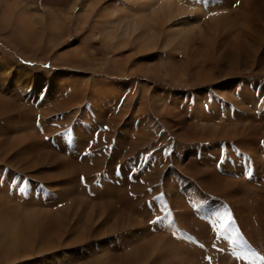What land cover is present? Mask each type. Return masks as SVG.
<instances>
[{
  "label": "rangeland",
  "instance_id": "1",
  "mask_svg": "<svg viewBox=\"0 0 264 264\" xmlns=\"http://www.w3.org/2000/svg\"><path fill=\"white\" fill-rule=\"evenodd\" d=\"M85 1L0 0V105L4 103L3 112L0 108V222H7L6 230L0 231V245L2 237L9 233L19 237L13 245L14 251L17 247L24 248L23 252L22 249L17 251L18 248L14 252L18 256L22 252L21 257L16 256L17 253L9 257L10 248L6 254L0 249V264H151L152 261L156 264L155 260L157 263L163 260L162 264H264V260H256L251 255L264 257V227L261 225L264 222L257 221H264V210L262 218L253 212L259 203L264 204V186H261L264 185V168L261 167L264 166V30L257 32L251 41L254 42L249 49L254 54L251 65L246 55L244 57L234 47L249 42L244 32L256 29V23L254 27L239 23L249 18L251 6L254 9L261 2L239 0L237 4V0H208L209 4L222 7L219 16L223 18L226 14L224 22H230L233 27L223 32L217 24L212 25L214 31L218 27L219 31L212 34L219 35L221 42L206 60L202 52L199 58L194 57L198 51L193 50L183 56V52L177 50L183 51L185 46L182 44L181 49L178 42L174 46L162 43L150 54L138 53L134 42L122 48L119 38L122 40L123 27L136 23L137 17H132L130 12L142 5L143 0L99 1L92 14L81 22L77 16ZM110 1L118 11L105 20L104 9ZM208 3L200 0L204 12H208ZM182 10V18H173L172 22L181 21L187 15L194 16L187 13L186 7ZM7 12L10 15H6ZM257 13L264 14V6L257 9ZM206 17L200 19V26L208 21ZM107 20L112 22V33H116V39L110 42L102 30ZM50 24H55L54 29H50ZM167 27L168 23H164L161 31H168ZM96 31L99 35L92 37ZM197 37L195 44L202 42V47L210 46ZM123 42L127 44L126 39ZM165 62L167 69L185 70V76L180 79H175V75L157 77L158 66ZM200 65L206 71L204 74L210 73L211 77L208 82H202V86L193 87L188 80L201 76ZM94 80L107 87L114 84L109 87L118 95L112 94V109L107 105L108 95L102 97L106 107L97 100L103 106L93 108L96 100L91 102L90 99L94 97ZM196 98L204 99L199 101L204 113L194 110ZM173 99L178 100L177 103L167 106ZM210 103L216 107L213 112ZM140 105L148 108L149 115L136 113ZM162 109L168 114L161 112ZM177 111L184 113L182 124L186 123L182 117L194 121L193 114L197 117L205 114L204 120L193 124V133L209 130L208 137L189 142L174 135L172 130L176 126L169 129V124L174 120L179 124V119H175ZM211 115L217 119L213 121ZM114 119H119L116 126L111 125ZM140 121L143 131L137 132L135 128ZM145 129H150L151 134ZM208 149L219 153L221 161L206 163L202 156H207ZM239 158L245 160L241 174L239 170L233 172ZM258 164L259 170L256 169ZM234 179H239L241 184ZM230 183H234V187L227 189ZM122 193L139 205L123 210L113 199ZM24 210L29 217L33 216L32 212L36 216L39 213L34 229L45 221L38 227L41 233L29 232V235L11 228L10 218L24 220L28 217ZM225 214L231 215V223L226 231L218 232ZM152 220L157 223L150 224ZM128 235L130 238H125ZM10 236L7 245H10ZM152 236L158 245L148 249L146 240H152ZM139 238L142 239L136 244L146 251L134 257V250H130L135 245L125 246L122 242ZM178 241L198 252L193 256L195 260L187 250L183 251L185 255L182 253ZM24 245L30 247L29 250ZM126 252L130 257L128 253L123 257Z\"/></svg>",
  "mask_w": 264,
  "mask_h": 264
},
{
  "label": "bare ground",
  "instance_id": "2",
  "mask_svg": "<svg viewBox=\"0 0 264 264\" xmlns=\"http://www.w3.org/2000/svg\"><path fill=\"white\" fill-rule=\"evenodd\" d=\"M99 1H101V2H103L102 0H87V3H88V5H89V7L88 6H86V5H84L83 6V8H82V11H81V18L79 17V21H81V22H84V21H86V19L92 14V12L94 11V9L96 8V6H97V4H98V2ZM124 0H120V3H122ZM127 1V0H126ZM261 3H258L257 4V6H256V8H254V9H252L253 8V6H251L250 7V10H251V15L249 14V18L247 19V20H244V21H240V25H242V26H250V24L254 27L255 25H254V23H256V29L254 30L253 28H250V29H247L246 30V32H244V34L249 38V42L248 43H246V45H242V44H235L234 45V47L238 50V53L239 52H241L242 54L241 55H243L244 57H245V55H246V58L248 59V60H250V62H249V64L248 65H251V63H252V58L254 57V54H252L251 52H250V44H253L254 42H251L254 38H255V36H256V33L257 32H259L260 30H264V28H263V25H264V18H263V16H264V14H259V13H257V9H259V8H261L262 6H264V0H259ZM259 1H257V2H259ZM101 2H99V3H101ZM119 3V4H120ZM125 3V2H124ZM124 5V4H123ZM122 5V6H123ZM211 5V6H210ZM126 6H128V5H126ZM201 5H200V0L198 1V2H195V1H193V0H143V3H142V5H139L137 8H135V10H132V12H130L131 13V16L132 17H137V21H136V23L134 24V23H132V24H127L125 27H123V30H122V33H121V37H122V40H121V38H119L120 39V41H121V43H119V45L120 46H122V48L123 47H125L124 45H128L129 43H136V50H138V53H149V52H154L155 51V49H157V47L158 46H160L162 43L165 45V46H170L171 44H173V46H174V44L176 43V42H178V44L181 46L182 44L185 46V50H177L179 53L180 52H183L182 54H183V56L185 55V53L186 52H191L192 53V51L191 50H193V51H198V54H194V57H198V56H200L201 54H200V52H202L203 53V59H210V56H209V53L210 52H212V50H214V47L217 45V44H219L220 42H221V38H220V36L218 35V36H215V35H213L212 33L213 32H217V31H219V29H218V27L216 28V30L214 31L213 30V27H212V25L213 24H217L220 28H222V31L223 32H225V31H227L229 28H231V27H233L231 24H230V22H228V21H226V22H224L225 20H226V14L224 15V17L223 18H221L219 15H220V13H221V11H220V9H222V7L220 6V5H218V4H215L214 5V3H208V5H207V11L208 12H204V7H203V9H202V6L200 7ZM205 6V5H204ZM184 7H186V9L188 10V14H191V15H194V16H192V17H190V15H187V18L186 17H183V19H181V21H178V20H176L175 22H172L171 20H173V18H177L178 19V17L180 18H182V14L184 13V10H182ZM200 8H201V10H203V11H201L200 10ZM127 9V8H126ZM104 10H106V12H104V13H106V18H105V20L106 19H108L110 16L112 17L113 15H115L114 13L116 12V11H118V9H116V7L115 6H113L112 5V2L110 1L109 2V4H107L106 5V8L104 9ZM261 10V9H260ZM129 11H131V10H129ZM186 11V10H185ZM202 12H204V14L202 13ZM194 13V14H193ZM207 15H206V14ZM209 13H210V15H209ZM211 13H212V15H211ZM213 13H216L215 15H213ZM196 14V15H195ZM208 16L209 15V17H206V16ZM208 18L207 20L208 21H205L204 23V26H200V23H199V21H200V19L202 18V19H204V18ZM243 17V16H242ZM242 17L240 18V19H242ZM239 19V20H240ZM245 19V18H244ZM51 20V19H50ZM259 22V23H258ZM164 23H168V27H167V30L169 31H164V32H162L161 31V27H162V25L164 24ZM110 24H112V22L110 21H106L105 22V24H104V26H103V29L102 30H104L105 31V33H106V35H105V38L107 39V40H109V42L110 41H114V39H116V33H112V30H111V26H110ZM42 26V25H41ZM53 26V27H52ZM54 26H55V24H53V25H51L50 24V29L52 30V29H54ZM57 26V25H56ZM79 26V25H78ZM241 26V27H242ZM187 27V28H186ZM190 27V28H189ZM240 27V26H239ZM36 28H37V26H36ZM81 28V27H80ZM186 28V29H185ZM247 28V27H246ZM31 29V28H30ZM34 29H35V26H34ZM100 29V30H101ZM188 29V30H187ZM241 29V28H240ZM151 30V31H150ZM206 30H208V32L209 33H207V34H205V31ZM98 31V30H97ZM95 32L94 34L92 33V37H97L98 35H99V31L98 32ZM101 32V31H100ZM242 32H243V30H242ZM103 33V32H102ZM118 33V32H117ZM203 33H204V35H203ZM241 33V32H240ZM136 34V35H135ZM102 36V35H101ZM196 36H198L197 38H202V40L203 41H205L206 43H209L210 44V46H208V48H206L205 47V45H204V47H202L203 46V44H202V42L200 43V44H195V42H193L194 41V39H195V37ZM213 36V37H212ZM164 37H165V39H164ZM103 38H104V36H103ZM230 38V37H229ZM239 38V37H238ZM100 39V38H99ZM105 39V40H106ZM124 39H126L127 40V44L125 43V42H123V40ZM132 39V40H131ZM201 40V39H200ZM243 40V39H242ZM245 40V39H244ZM197 41V40H196ZM186 42V43H185ZM160 43V44H159ZM129 46V45H128ZM190 48H189V47ZM254 46H255V44H254ZM79 47V46H78ZM162 47V46H161ZM202 47V49H200ZM179 48V47H178ZM181 49H183L182 48V46L180 47ZM201 51H200V50ZM210 49H211V51H210ZM113 51V50H112ZM166 51H167V49H166ZM170 51V50H169ZM176 51V50H175ZM77 52V51H76ZM79 52V51H78ZM233 52V51H232ZM161 53V52H160ZM159 53V54H160ZM150 54V53H149ZM188 54V53H187ZM236 54V53H235ZM80 55V54H79ZM119 55V54H118ZM161 55V54H160ZM221 55V54H220ZM66 56V55H65ZM151 56V55H150ZM149 55L147 56V57H150ZM158 56V55H157ZM66 58V57H65ZM183 58V57H182ZM193 58V57H192ZM199 58V57H198ZM117 60V59H116ZM115 60V61H116ZM184 60V59H183ZM121 61H122V59H121ZM112 62H114V61H112ZM119 62V61H118ZM171 62V61H170ZM169 62V63H170ZM183 62H185V61H183ZM182 62V63H183ZM187 62V61H186ZM185 62V63H186ZM202 62V61H201ZM168 63V64H169ZM116 64V63H115ZM122 64H123V61H122ZM150 64V63H149ZM155 65H158V64H155ZM142 66V65H141ZM140 66V67H141ZM2 67V66H1ZM118 67H119V63H118ZM139 67V68H140ZM151 67V66H150ZM153 67V66H152ZM158 68H160L159 70H158V76L157 77H159V78H164L165 76H170V77H173L174 75L176 76H174V78L175 79H180V78H183L184 76H185V70H183V71H179V70H176V71H174L173 69L172 70H170V69H167V63L165 62V64L163 65V64H160L159 66H158ZM192 68V67H191ZM200 68H202V72H200L201 73V76H197V77H194V78H189V80H188V82H191L190 84L193 86V87H197V86H202V85H200V84H202V82L204 83V82H208L207 80H208V78H210L211 77V75H210V73H205L204 74V72H206V71H204V69H203V67L200 65ZM116 69H117V67H116ZM121 69V68H120ZM152 69V68H151ZM154 69V68H153ZM199 69V68H198ZM197 69V70H198ZM7 70V69H6ZM5 70V71H6ZM193 71V70H192ZM188 72H191V71H188ZM208 72H210L209 70H208ZM151 73H153V72H151ZM196 73H198L197 71H196ZM155 74H157V71L155 72ZM187 74V73H186ZM189 74V73H188ZM187 74V75H188ZM191 74V73H190ZM193 74V73H192ZM204 74V75H203ZM149 75V74H148ZM186 75V76H187ZM96 80H94V83H96L95 85H94V92H93V96L95 97H92V96H89V97H92V98H94L93 100H92V98L90 99L91 100V102H94V100H96L95 101V105L94 104H92L93 105V108H94V106L96 107H101V105L104 103L105 104V102L102 100V97H103V95H108V100H106V97H105V99L104 100H106L108 103H110V104H108L107 103V105H108V107H110L111 109H112V107H113V105H112V103H113V100H114V96L112 95L113 93L116 95L117 94V92L115 91V90H112V86H114V84L113 85H108V87L109 86H111V87H109V88H111V90L107 87V86H105L104 84H101V83H99V82H95ZM46 82V81H45ZM53 82V81H52ZM198 82H201V83H198ZM93 83V84H94ZM192 83H197V84H192ZM82 84V83H81ZM93 84H92V86H93ZM199 84V85H198ZM46 85V84H45ZM83 85H84V83H83ZM82 85V86H83ZM204 85V84H203ZM207 85V84H206ZM117 87V86H116ZM204 88V87H203ZM70 89V88H69ZM109 89V94H108V92H107V90ZM68 90V89H67ZM82 90V89H81ZM84 91V90H83ZM82 91V92H83ZM115 91V92H114ZM156 92V91H155ZM160 93H161V98H162V92L160 91ZM90 94H92V93H90ZM157 94V93H156ZM243 96H244V94L243 93H241ZM241 94H239V95H241ZM82 95V94H81ZM118 95V94H117ZM120 96V95H119ZM159 96V95H158ZM160 96H159V99H161L160 98ZM64 98V97H63ZM144 98H145V96H144ZM158 98V97H157ZM73 99V98H72ZM119 99V98H118ZM147 99V98H146ZM145 99V101H147ZM57 100V99H56ZM97 100H98V102H102V104H100V103H97ZM174 100V99H173ZM171 101V102H169L168 103V105L167 104H165V105H167V106H169V105H172L174 102H176L177 103V101ZM193 99H191V101H192ZM201 100H203L204 101V99H198V98H196V102H195V107L196 108H194V110L196 111V112H198V113H204L203 112V109H202V107H201V104L199 103V101H201ZM211 101V100H210ZM154 102V101H153ZM208 102V101H207ZM207 102H205V103H207ZM213 102H215V100H213ZM6 103H8V102H6ZM148 103V102H147ZM155 103H157V102H155ZM201 103H204V102H201ZM212 103V102H211ZM210 103V104H211ZM2 105L4 104V103H1ZM9 105H10V103H8ZM103 104V105H104ZM217 104V103H216ZM2 105H0V108H1V112H3L4 111V107H3V109H2ZM102 105V106H103ZM193 105V104H192ZM5 106V105H4ZM153 106H154V104H153ZM157 106V105H156ZM206 106H207V104H206ZM206 106H204V110H205V108H206ZM104 107H106V104H105V106ZM131 107V106H130ZM139 108H138V110H137V112L136 113H138V112H143V113H146V114H148V108L147 107H145V106H143V105H140V106H138ZM155 107V106H154ZM153 107V108H154ZM191 107V106H190ZM209 107V106H208ZM207 107V108H208ZM210 107H211V111L213 112V108H215L216 109V107H215V105H214V103L213 104H211L210 105ZM219 107H220V103H219ZM5 108H7V107H5ZM102 108V107H101ZM100 108V109H101ZM137 108V107H136ZM156 108V107H155ZM217 108H218V106H217ZM84 109H85V107H84ZM95 109V108H94ZM165 109H167V108H165ZM7 110V109H6ZM48 110H49V108H48ZM49 111H51V110H49ZM82 111V110H81ZM107 111V110H106ZM161 111V110H160ZM164 110L162 109V111L161 112H163ZM217 111V110H216ZM85 112V111H84ZM83 112V113H84ZM99 112V111H98ZM97 112V113H98ZM160 112V113H161ZM218 112V111H217ZM87 114L89 113L88 111L86 112ZM113 113V112H112ZM159 113V114H160ZM163 113H165L166 115L168 114V112H163ZM171 114H173V113H175V112H170ZM206 113V112H205ZM211 114H213V113H211ZM84 115V114H83ZM121 115L123 116L124 114H123V112L121 113ZM120 115V116H121ZM145 115V114H144ZM149 115V114H148ZM165 115V116H166ZM182 115H184V113H182L181 111H177V115H175V119H179V124H177V122L174 120V122H172L171 124H169V129L170 128H173V127H175V129L174 130H172V133L174 134V135H176L178 138H180V139H182V140H187V141H189V142H194V140H196V141H199V139H201V138H207L208 137V134H209V130H204V131H197L196 133H193V130H194V127L195 126H193V124L194 123H196V122H200V121H202V120H204V118H205V114L204 115H202V116H200V117H197L195 114H193L194 116H195V118H196V120H194V121H192V119L190 118H188L187 116H185V117H182V119H184V121H186V123L185 124H182L181 123V116ZM90 116V115H89ZM114 116V115H113ZM139 116V115H138ZM164 116V115H163ZM212 116V115H211ZM137 117V116H136ZM145 117V116H144ZM146 117H147V115H146ZM161 117V116H160ZM109 118H110V116H109ZM142 118V117H141ZM92 119V118H91ZM121 119V118H120ZM134 119H135V117H134ZM168 119H170V118H168ZM217 118H215L214 116H212V120L214 121V120H216ZM115 120V119H114ZM113 120V123L111 124V125H118V123H119V119L118 120H115L114 121ZM132 120V119H131ZM138 120V119H137ZM163 120V119H162ZM171 121H172V119H170ZM96 121V120H95ZM136 121V120H135ZM48 122V121H47ZM47 124V123H46ZM108 124V123H107ZM138 125H137V127L135 128V129H137V132H139V131H143L141 128H140V126H142L141 125V121L140 122H138L137 123ZM151 126V125H150ZM192 126H193V128H192ZM111 127V126H110ZM52 130V129H51ZM57 130V129H56ZM83 130V129H82ZM84 132V131H83ZM82 132V133H83ZM145 132L146 133H148L149 135L151 134V131H150V129H149V131L147 130V129H145ZM199 132H200V134H199ZM144 133V132H143ZM145 133V134H146ZM87 134V133H86ZM153 135V134H152ZM19 137V136H18ZM21 137V136H20ZM79 137V136H78ZM182 137V138H181ZM84 138V137H83ZM76 139H78V138H76ZM94 139V138H93ZM65 140V139H64ZM88 140V139H87ZM124 140V139H123ZM66 141V140H65ZM64 141V142H65ZM84 141V140H83ZM143 141V140H142ZM21 143H22V141H20ZM80 142H82V141H80ZM85 142H86V140H85ZM88 142V141H87ZM39 143V142H38ZM45 145V144H44ZM49 145V144H48ZM77 145V144H76ZM245 145V144H244ZM87 146V145H86ZM12 147V146H11ZM62 148V147H61ZM99 149V148H98ZM150 149V148H149ZM158 151V150H157ZM99 153V152H98ZM86 155V154H85ZM112 156V155H111ZM203 157V160L206 162V163H218V162H220L221 161V156L219 155V153H217L215 150H207V156H202ZM38 158V157H37ZM120 158V157H119ZM242 158V157H241ZM241 158H239V159H241ZM263 158V157H262ZM85 159V158H84ZM91 160V159H90ZM134 160V159H133ZM238 160V159H237ZM263 160V159H262ZM88 161V160H87ZM245 162V160L243 159H241L240 161H239V163L235 166V171H233L234 173H236V171L237 170H239V173L241 174V172H240V168H242V167H244V166H242V165H244L245 163H243L242 164V162ZM257 161H258V159H257ZM264 161V160H263ZM262 162V161H261ZM227 163V162H226ZM264 163V162H263ZM72 164V163H71ZM85 165V164H84ZM228 165V164H227ZM246 165H247V162H246ZM259 165V164H258ZM59 166V165H58ZM226 166V165H225ZM232 167H234L233 165H231ZM80 167V166H79ZM200 167V166H199ZM217 167V166H216ZM261 167H262V169L264 168V166H262L261 165ZM260 167V165L257 167V165H256V169L257 170H259V168H261ZM200 168H202V169H204V167H200ZM216 169V168H215ZM227 169H229V168H226V170ZM247 169V168H246ZM252 169V168H251ZM234 170V169H233ZM242 170V169H241ZM253 170V169H252ZM155 171V170H154ZM251 171V170H250ZM82 172H85L84 170L82 171ZM195 172H196V170H195ZM199 172V171H198ZM227 172V171H226ZM247 172V171H246ZM259 172V171H258ZM262 171H260V173H261ZM200 173V172H199ZM203 173V172H202ZM211 173V172H210ZM228 173V172H227ZM230 173H232V172H230ZM233 173V174H234ZM238 174V173H237ZM261 174H263V173H261ZM64 175V174H63ZM66 175L68 176V174L66 173ZM88 175V174H87ZM257 175V174H256ZM65 176V175H64ZM198 176V175H197ZM245 176V175H244ZM91 177V176H90ZM115 177V176H114ZM107 179V178H106ZM242 179V178H241ZM263 179V178H262ZM91 180V179H90ZM105 180V179H104ZM224 180V179H223ZM233 180V179H232ZM234 180H237V179H234ZM243 180V179H242ZM240 181V182H243V181ZM238 182H236L237 184H241V183H239V179L237 180ZM226 182V181H225ZM233 182V181H232ZM246 182V181H245ZM227 183H228V180H227ZM226 183V184H227ZM234 183H235V181H234ZM233 183V184H234ZM254 183V182H253ZM110 184V183H109ZM112 184V183H111ZM229 184V183H228ZM233 184H231L230 183V185L228 186V187H226L227 189L228 188H230L231 186H233ZM244 184V183H243ZM264 184V183H263ZM92 185V184H91ZM247 185H250L249 183L247 184ZM246 185V186H247ZM223 186H225V185H223ZM261 186H264V185H261ZM105 187V186H104ZM234 187V186H233ZM244 187V186H243ZM251 187H252V185H251ZM75 188V187H74ZM90 188H92V187H90ZM119 188H120V186H119ZM247 188V187H246ZM32 189V188H31ZM30 189V190H31ZM68 189V188H67ZM105 189V188H104ZM122 189H123V187H122ZM250 189V188H249ZM261 189V188H260ZM81 190V189H80ZM106 190V189H105ZM117 190V189H116ZM115 190V191H116ZM119 190H121V189H119ZM189 190V189H188ZM226 190V189H225ZM262 190H263V193H264V188H262ZM58 191V190H57ZM96 191H99L98 189L96 190ZM192 191V190H191ZM246 191H247V189H246ZM66 192V191H65ZM71 192V191H70ZM95 192V191H94ZM122 192V191H121ZM194 192V191H193ZM244 192H245V190H244ZM261 192V191H260ZM85 193V192H84ZM93 193V192H92ZM68 194V193H67ZM116 194V193H115ZM189 194H190V192H189ZM194 194V193H193ZM254 194H255V192H254ZM62 195V194H61ZM118 195V194H117ZM128 195V194H127ZM126 195V196H127ZM66 196V195H65ZM84 196V195H83ZM125 196V193H122V194H120L119 196H117V197H115V198H113V199H115V201H117L121 206H122V209L124 208H128V209H133L134 207H135V205H139V203H134L133 202V200H131L130 199V197H126ZM238 196V195H237ZM52 198V197H51ZM60 198V197H59ZM16 199V198H15ZM65 200V199H64ZM73 200V199H72ZM80 200V199H79ZM55 201V200H54ZM71 201V200H70ZM86 201V200H85ZM114 201V202H115ZM73 202V201H72ZM92 202V201H91ZM90 202V203H91ZM107 202V201H106ZM113 202V201H112ZM113 202V203H114ZM31 203V202H30ZM57 203V202H56ZM71 203V202H70ZM76 203V202H75ZM94 203H96V202H94ZM108 203H109V200H108ZM51 204V203H50ZM83 204V203H82ZM92 204V203H91ZM97 204V203H96ZM101 204V203H100ZM99 204V205H100ZM102 204H103V202H102ZM102 204H101V206H102ZM115 204V203H114ZM197 204V203H196ZM31 205H32V203H31ZM58 205V204H57ZM56 205V206H57ZM112 205V204H111ZM189 205V204H188ZM30 206V205H29ZM36 206V205H35ZM34 206V207H35ZM55 206V205H54ZM77 206V205H76ZM121 206H120V208H121ZM217 206V205H216ZM30 207H32V206H30ZM111 207H114V206H111ZM117 207V206H116ZM67 208V207H66ZM31 209V208H30ZM34 209V208H33ZM70 209H71V207H70ZM89 209V208H88ZM112 209H115V207L114 208H112ZM123 209V210H124ZM249 209V208H248ZM248 209L246 210V211H248ZM254 209V213H255V215L256 216H260V218H262V214H263V210H264V204H260L259 203V206L257 207V208H253ZM81 210V209H80ZM119 210V209H118ZM22 211V210H21ZM48 211V210H47ZM51 211V210H50ZM75 211V210H74ZM83 211V210H82ZM110 211V210H109ZM114 211V210H113ZM122 211V210H121ZM249 211H250V209H249ZM24 212H25V210H24ZM31 212V211H30ZM58 212H60V211H58ZM87 212V211H86ZM95 212V211H94ZM93 212V213H94ZM135 212V211H134ZM16 213H17V211H16ZM106 213H110V212H106ZM120 213H122V212H120ZM248 213V212H247ZM24 214H28V212H25ZM23 214V215H24ZM32 214H33V216H30L29 217V215L30 214H28V215H26V216H28V217H26L24 220H22V219H19V220H12L11 218H10V226H11V228H16L15 230H17V231H19V232H24V233H29V232H32V235H33V232H39V233H41L40 231H39V229H38V227H40L39 225H43V223L45 222H43V223H41V224H37L36 226H38L36 229H38V230H36V229H34L33 228V226L36 224V222H35V220H37V217H38V214L39 213H37V216H36V213L35 212H32ZM41 214H43V213H41ZM58 214V213H57ZM56 214V215H57ZM66 214H68V213H66ZM102 214V213H101ZM112 214V213H111ZM116 214H118V213H116ZM132 214H134V213H132ZM139 214V213H138ZM220 214V213H219ZM15 215H18V214H15ZM55 215V214H54ZM103 215V214H102ZM122 215H125V213L123 214L122 213ZM19 216V215H18ZM44 216V215H43ZM66 216V215H65ZM71 216V215H70ZM73 216V215H72ZM97 216V215H96ZM113 216V215H112ZM115 216V215H114ZM4 217V216H3ZM15 217V216H14ZM20 217H22V215H20ZM46 217V216H45ZM45 217L43 218V219H45ZM56 218H57V216H55ZM104 217V216H103ZM23 218V217H22ZM40 218L42 219V215L40 216ZM40 218H38V219H40ZM47 218V217H46ZM98 218H100V217H98ZM102 218V217H101ZM116 218V217H115ZM137 218V217H136ZM257 218V217H256ZM40 219V220H41ZM50 219H51V217H50ZM53 219H55V218H53ZM103 219V218H102ZM101 219V220H102ZM110 219H112V218H110ZM177 219V218H176ZM183 219V218H182ZM9 220V219H8ZM39 220V221H40ZM67 220V219H66ZM85 220V219H84ZM121 220V219H120ZM261 220H263V219H258L257 221H258V223L259 224H261L262 222H264V221H261ZM105 221V220H104ZM103 221V222H104ZM177 221H179V220H177ZM78 222V221H77ZM85 222V221H84ZM192 222V221H191ZM35 223V224H34ZM52 223V222H51ZM107 223V222H106ZM128 223V222H127ZM178 223V222H177ZM7 224V222H5L4 220L2 221V222H0V231H2V230H4L5 228V225ZM69 224H71V223H69ZM138 224H139V226H140V223L138 222ZM163 224V223H162ZM161 224V225H162ZM19 225V226H18ZM76 225V224H75ZM74 225V226H75ZM109 225V224H108ZM263 227H264V223H262L261 224ZM18 226V227H17ZM101 226V225H100ZM102 226H106V225H102ZM144 226V225H143ZM43 228H46L45 227V225H44V227ZM43 228H41V229H43ZM66 228V227H65ZM71 228V227H70ZM69 228V229H70ZM80 228H81V226H80ZM79 228V229H80ZM93 228V227H92ZM52 229H53V227H52ZM55 229V228H54ZM83 229V228H82ZM167 229V228H166ZM6 230V229H5ZM7 230H9V229H7ZM113 230V229H112ZM130 230V229H129ZM143 230H144V227H143ZM163 230V229H162ZM42 231V230H41ZM48 231V230H47ZM52 231H54V230H52ZM150 231V230H149ZM158 231V230H157ZM55 232V231H54ZM61 232V231H60ZM108 232V231H107ZM106 232V233H107ZM156 232V231H155ZM184 232V231H183ZM6 233V232H5ZM45 233V232H44ZM43 233V234H44ZM53 233V232H52ZM80 233V232H79ZM249 233V232H248ZM259 233V232H258ZM31 233H29V235H30ZM261 234V233H260ZM11 234H9L8 233V235H6L5 237H2L3 239V241H2V243H1V245H0V249H2V251H3V249H4V251H5V254L6 253H9L10 252V255H9V257H11L12 255H15L16 253H14L16 250H17V248H16V250L14 251V244L16 243V241L17 240H19V237H17V236H10ZM35 235H38V234H36L35 233ZM34 235V236H35ZM47 235H49V234H46V236ZM8 236V237H7ZM9 236H10V245H7L8 244V240H9ZM23 236V235H22ZM39 236H41V235H39ZM83 236V235H82ZM166 236V235H165ZM261 236H262V234H261ZM7 237V238H6ZM25 237V236H24ZM29 238H30V236H28ZM86 237V236H85ZM84 237V238H85ZM100 237V236H99ZM211 237V236H210ZM26 238L27 237H25L24 239L26 240ZM51 238V237H50ZM72 238V237H71ZM125 238H130V236L128 235L127 237H125ZM137 238V237H136ZM147 238V237H146ZM145 238V239H146ZM32 239V238H31ZM47 239V238H46ZM54 239V238H53ZM60 239V238H59ZM73 239V238H72ZM77 239H79V238H77ZM140 239H142V238H139L138 240H136V241H134L133 239L131 240V239H125V242H122L125 246L127 245V246H134V249H132V250H130V251H133L134 250V257H136V256H138L140 253H143V252H145L146 251V248L145 247H139L137 244H138V242L139 241H141ZM151 239L152 240H149V238H148V240H146L147 242H148V249L149 248H152L153 249V247H154V245H158L157 243L155 244L154 243V240L153 239H155L154 238V236H152L151 237ZM162 239V238H161ZM167 239V238H166ZM252 239V238H251ZM264 239V238H263ZM23 240V239H22ZM43 240H44V238H43ZM79 240H81V239H79ZM121 241H122V238H121ZM155 241H157L156 239H155ZM163 241V240H162ZM6 242V243H5ZM22 242H24V240L22 241ZM48 242H50V241H48ZM109 242V241H108ZM166 242H168V241H166ZM170 242V241H169ZM24 243H26V242H24ZM31 243V242H30ZM29 243V244H30ZM34 243V242H33ZM51 243V242H50ZM55 243V242H54ZM57 243V242H56ZM137 243V244H136ZM178 243L181 245V249H182V253L185 255V252H183L184 250L186 251H188V253L190 252V258H192L193 259V256L194 255H198V254H196V253H198L196 250H194V249H189V247H187L186 246V244H184V243H181V241H178ZM177 243V244H178ZM189 243V242H188ZM4 244H6V245H4ZM28 244V243H27ZM26 244V245H27ZM35 244H36V242H35ZM43 244V243H42ZM58 244V243H57ZM164 244H165V242H164ZM167 244V243H166ZM26 245H24L25 246V248L26 249H28L29 250V248L28 247H26ZM31 245H33V244H31ZM55 245V244H54ZM59 245V244H58ZM57 245V246H58ZM88 245V244H87ZM100 245V244H99ZM123 245V246H124ZM20 246H23V245H20L19 244V247ZM35 246H37V245H35ZM63 246V245H62ZM89 246V245H88ZM42 247V246H41ZM67 247V246H66ZM90 247V246H89ZM96 247L98 248V246L96 245ZM106 247V246H105ZM158 246H156V248H157ZM8 248H10L9 250V252H8ZM38 248V247H37ZM61 248V247H60ZM102 248V247H101ZM174 248V247H173ZM19 249H22V247H20V248H18V250L17 251H19L20 252V250ZM24 249V248H23ZM23 249L21 250L22 252H23ZM59 249V248H58ZM99 249V248H98ZM155 249V248H154ZM164 249V248H163ZM34 250V249H33ZM162 250V249H161ZM25 251V250H24ZM43 251V250H42ZM42 251H41V253H42ZM53 251H54V249H53ZM75 252H76V250H74ZM108 251H110V250H108ZM129 251V252H130ZM158 251V250H157ZM180 251V250H179ZM186 251V252H187ZM19 253V255H21V256H23V253ZM67 252V251H66ZM78 252V251H77ZM129 252H126V254H124L123 255V257L124 256H126L127 255V253H128V255H129V257H130V254H129ZM172 252V256H174V258L176 257V255L174 254V252L173 251H171ZM28 253V252H27ZM39 253V252H38ZM68 253V252H67ZM79 253V252H78ZM29 254V253H28ZM98 254H100V253H98ZM55 255V254H54ZM53 255V256H54ZM102 255V254H101ZM202 255V254H201ZM8 256V255H7ZM16 256H18V253L16 254ZM21 256H18V257H21ZM29 256V255H28ZM27 256V257H28ZM71 256V255H70ZM70 256H68V257H70ZM81 256V255H80ZM80 256H79V258H80ZM187 256V255H186ZM195 256V257H196ZM203 256V255H202ZM25 257V256H24ZM23 257V258H24ZM181 257V256H180ZM185 257V256H184ZM189 256H187V258H188ZM1 258V257H0ZM102 258V257H101ZM2 259V258H1ZM21 258H19V260H20ZM71 259H72V257H71ZM69 260V258H68V261H69V263H71V261L72 260ZM74 259V258H73ZM180 259H182V257L180 258ZM183 259H185V258H183ZM196 258H194L193 260H195ZM17 260V259H16ZM15 260V261H16ZM42 260V259H41ZM98 260V259H97ZM159 260V259H158ZM175 260V259H174ZM188 260V259H187ZM189 260H191V259H189ZM18 261V260H17ZM45 261V260H44ZM67 261V262H68ZM93 261V260H92ZM102 260H100V262H101ZM161 261V260H160ZM192 261V260H191ZM199 261V260H198ZM197 261V262H198ZM205 261V260H204ZM10 262H12L11 260H10ZM67 262H65V263H67ZM154 262H156V264H162V263H164V261L162 260V262L160 263H157V261L155 260ZM202 262V261H201ZM200 262V263H201ZM13 263V262H12ZM38 263V262H37ZM76 263V262H75ZM152 263H153V261H152ZM151 263V264H152ZM188 263V262H187ZM39 264V263H38ZM50 264V263H49ZM56 264V263H55ZM57 264H58V262H57ZM59 264H61V263H59ZM68 264V263H67ZM72 264H74V263H72ZM77 264V263H76Z\"/></svg>",
  "mask_w": 264,
  "mask_h": 264
},
{
  "label": "snow or ice",
  "instance_id": "3",
  "mask_svg": "<svg viewBox=\"0 0 264 264\" xmlns=\"http://www.w3.org/2000/svg\"><path fill=\"white\" fill-rule=\"evenodd\" d=\"M201 2L207 4L208 0H201ZM239 3V0H237V4ZM235 6V5H234ZM216 13H213V15H215ZM264 143V142H262ZM83 177H81V180L83 181ZM21 191H23V189H21ZM159 218H157L158 220ZM157 220H152L149 221L150 224H155L157 223ZM231 223V215L230 214H225L224 217L221 218V223L218 225L217 231H226L228 225ZM251 255L256 259V260H264V257L258 256L255 253H251ZM241 258H244L243 256Z\"/></svg>",
  "mask_w": 264,
  "mask_h": 264
},
{
  "label": "crops",
  "instance_id": "4",
  "mask_svg": "<svg viewBox=\"0 0 264 264\" xmlns=\"http://www.w3.org/2000/svg\"><path fill=\"white\" fill-rule=\"evenodd\" d=\"M85 5L89 7V5H88V3H87V0L85 1ZM4 6L8 7V6H10V5H4ZM81 11H82V9H81ZM4 12H5V11H4ZM79 13H81V12H79ZM5 14H6V15H10L9 12H7V13H5ZM80 16H81V14H78L77 18L79 19Z\"/></svg>",
  "mask_w": 264,
  "mask_h": 264
}]
</instances>
